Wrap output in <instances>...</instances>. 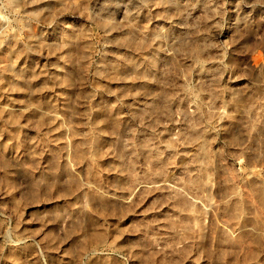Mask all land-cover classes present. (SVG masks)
Masks as SVG:
<instances>
[{"label":"rangeland","instance_id":"1","mask_svg":"<svg viewBox=\"0 0 264 264\" xmlns=\"http://www.w3.org/2000/svg\"><path fill=\"white\" fill-rule=\"evenodd\" d=\"M0 264H264V0H0Z\"/></svg>","mask_w":264,"mask_h":264}]
</instances>
